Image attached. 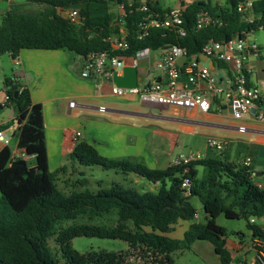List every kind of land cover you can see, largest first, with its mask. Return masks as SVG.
<instances>
[{
  "label": "trees",
  "instance_id": "obj_1",
  "mask_svg": "<svg viewBox=\"0 0 264 264\" xmlns=\"http://www.w3.org/2000/svg\"><path fill=\"white\" fill-rule=\"evenodd\" d=\"M10 7L0 21V55L8 53L17 58L21 49L65 48L77 56L90 51L110 50L105 40L117 34L122 26L128 48L113 50L112 54L132 56L137 50H156L168 45L186 49L188 54L200 56L209 40L225 42L244 32L264 28V0L253 1L258 15L252 23L242 20L236 5L240 0H226L224 4L211 0H193L183 11V36L170 30L151 28L141 39L136 24L142 12L128 0H10ZM19 1L37 3L43 9L21 13ZM123 2L126 15L120 23L110 13L93 14L91 5L99 2ZM151 11L163 13L158 0H147ZM79 7L81 24L75 25L61 16L58 9ZM222 20V25L195 27L200 11ZM6 103L16 110L18 124L17 146L29 159L11 155L10 148L0 149V264H131L136 252L151 257L154 264H172L171 252L191 248L195 241H208L220 264H228L230 253L225 247L227 230L216 223L223 215L227 219L245 218L252 237L264 241V231L249 219L264 218V188L254 181V161L249 165L231 163L218 155H208L188 165H168L163 169L129 158L105 157L85 139H77L68 159L80 165H99L124 175L143 177L156 185L154 191H139L132 186L111 182L108 187L90 191L83 173L77 184L81 191L65 193L57 187L56 171L48 168L45 144L43 109L33 103L27 86L11 77H4ZM16 92V93H15ZM197 166L202 168L198 176ZM188 167L184 172V168ZM183 178L190 182L189 191L181 187ZM99 186L101 181H98ZM197 196L204 212V222L195 218L197 210L190 202ZM114 212L113 224L74 223L56 227L59 221L75 220ZM188 221L181 238L171 236L178 222ZM55 237L61 257L51 249L49 240ZM120 239L127 243L124 250L104 248L79 253L71 246L74 237ZM149 254V256L147 255Z\"/></svg>",
  "mask_w": 264,
  "mask_h": 264
},
{
  "label": "crops",
  "instance_id": "obj_2",
  "mask_svg": "<svg viewBox=\"0 0 264 264\" xmlns=\"http://www.w3.org/2000/svg\"><path fill=\"white\" fill-rule=\"evenodd\" d=\"M10 3L7 0V10ZM248 39L258 45L257 53L250 51L252 53H247L245 58V64L250 69L249 83L264 93V28L251 32ZM161 50H151L149 56L138 60L136 68L141 78L161 75L154 66ZM9 57L11 58L10 55ZM16 60L17 63L11 58V62L18 66L16 72L10 76L4 67H0V76L2 79L10 76L14 81L27 86L32 102L42 105L49 169L51 166L65 165L63 158L72 151L77 139H85L107 157L145 160L149 167L163 169L171 164L175 156L182 154L176 150L184 145L188 137L195 142L200 137L205 140L209 136H218L229 140L228 150L232 140L237 141V152L247 145L244 148L245 153H249L257 170L255 160L264 152V123L249 122L247 130L241 133L236 127L242 122L232 118L227 108L217 111L213 106L209 111L202 112L197 109L151 105L137 98L121 104L118 97L111 95V84L108 81L82 78L80 56L65 48L21 49ZM211 61L214 74L223 85L231 87V65L217 60ZM203 63L208 65L207 61ZM5 95V86L3 80H0V126L10 137L7 146L11 155L24 153L17 146L16 110L6 103ZM71 100L75 101L73 107L68 105ZM99 107L104 110H99ZM82 116L93 117V120L84 119ZM79 126L84 130L87 128L86 133H80ZM76 132H79L77 138L74 137ZM233 134H243L245 138L231 137ZM3 147L0 143V149ZM209 153L211 152L208 150L204 151L205 156L211 155ZM28 159L30 161L32 157ZM199 167H196L197 170ZM263 170H257L261 173L254 174V181L262 188ZM130 177L138 182L139 177ZM260 220L261 223L257 224L264 231V218ZM188 224V221H182L175 226L183 225L184 231ZM250 234L248 241L241 234L234 239H225V247L231 259L240 264H247L248 258L253 254L250 249L252 233Z\"/></svg>",
  "mask_w": 264,
  "mask_h": 264
},
{
  "label": "built area",
  "instance_id": "obj_3",
  "mask_svg": "<svg viewBox=\"0 0 264 264\" xmlns=\"http://www.w3.org/2000/svg\"><path fill=\"white\" fill-rule=\"evenodd\" d=\"M254 0H240L236 5V10L246 23L254 22L258 15L253 11ZM134 0H128L127 5L132 7ZM190 4L188 0H177L174 7H170L163 13L151 11L147 0H140L136 9L142 12L136 24V35L138 39L149 34L151 28L170 30L183 36L186 32L183 26V11ZM118 16L116 23H120L122 17L126 15V5L123 2L116 3ZM58 13L69 19L75 25L81 24L79 7L68 9L60 8ZM209 25H222V20L210 15L202 10L197 14L195 27L202 29ZM261 28V27H259ZM251 32L242 33V37L218 42L209 40L203 47L201 55H205L209 60H217L229 63L232 74V86H225L214 74L207 64H204L199 56L188 54L183 47L168 45L161 48L160 56L155 61V68L161 73L158 77H146L137 81L135 87H118L112 81L115 72L120 75L124 66H135L138 60L149 56L150 49L142 48L132 56L112 54L113 50H126L128 48L127 32L120 26L117 34H111L106 41L110 44V50L90 51L80 56L81 68L80 76L85 79H101L111 84L110 93L112 96L123 97L133 96L139 101L151 105H162L173 108L197 109L202 112L209 111L213 106L217 111L227 108L232 118L241 121L236 129L239 132L247 130V123H264V93L255 85L249 83L248 74L250 69L245 64L246 54H235L234 52L246 50L257 53L258 45L248 36ZM184 56L182 65L177 63V59ZM17 63L16 58L13 59ZM7 94L5 95V101ZM70 107L75 106V101L68 102ZM99 110H104L99 107ZM79 132L74 134L78 137ZM10 137L7 136L0 126V143L7 146ZM229 144L227 139L214 136L206 138V148L213 152H223ZM28 159L24 153H16ZM205 157L204 152L192 151L187 154H178L171 160L172 165H188L193 161L201 160ZM251 157L246 156L242 163L249 165ZM188 167L184 168L186 172ZM181 187L189 191L190 182L188 178H183ZM197 217V213L195 214ZM250 223L255 222V218L249 219ZM250 249L253 254L248 258L247 264H264V241L260 237H252ZM228 264H240L237 260L231 259Z\"/></svg>",
  "mask_w": 264,
  "mask_h": 264
},
{
  "label": "rangeland",
  "instance_id": "obj_4",
  "mask_svg": "<svg viewBox=\"0 0 264 264\" xmlns=\"http://www.w3.org/2000/svg\"><path fill=\"white\" fill-rule=\"evenodd\" d=\"M189 2L193 0H188ZM215 3L224 4L226 0H211ZM20 3L17 5L19 12L21 13H34L41 9L42 6H39L37 3L31 2H24L19 1ZM159 4L163 6V8H170L174 7L177 3V0H158ZM10 7V6H9ZM91 12L93 14H103V13H110L113 15L114 18L117 20L118 10L116 4L112 1L108 2H99L91 6ZM7 11V0H0V21L4 13ZM115 20V21H116ZM0 67H4L6 71H8L7 75H13L18 66L11 62V58L7 53L0 55ZM9 76V77H10ZM0 80L2 76H0ZM136 99L133 96H123L118 97V100L121 104L128 103L127 100ZM117 99V98H116ZM152 111H157L156 109H152ZM90 116V115H89ZM84 119L93 120V117H85L82 116ZM80 133H86L87 128L85 130L82 126H79ZM218 137V136H214ZM231 137L237 138H245L243 134H233ZM221 138V137H218ZM226 139V138H222ZM92 139H90L91 141ZM228 140V139H227ZM229 141V140H228ZM232 144L230 149L228 148L219 153L213 152L208 150L209 154L218 155L223 159L231 162V163H242L243 159L246 156H249V153H245V149L247 145H244V148H240L237 152L236 145L237 141L232 140ZM200 150L202 152H206V139L204 137H200L194 142V139L188 137L184 145L177 149L176 152L187 154L192 151ZM228 150V153L225 152ZM98 151V150H97ZM99 152V151H98ZM99 154H101L99 152ZM102 155V154H101ZM227 155V156H226ZM105 156V155H103ZM107 157V156H105ZM130 159V158H129ZM133 160V159H132ZM136 160V159H135ZM264 152L263 154L255 160V165H257V170L260 171L264 169ZM31 163L33 162L32 159L30 160ZM137 161H141L146 164L145 160L138 159ZM63 163H65L66 169L64 171H59L56 174V183L57 187L65 192L69 193L71 191H81L85 187L88 188L90 191H97L99 187H108L111 182L121 183L124 186H132L139 191H154L156 188L152 182L147 181L143 177L138 178V182H135L132 177V174L124 175L122 173H118L113 169H104L99 165L93 166H84L80 165L77 161H73L68 159V157L63 158ZM61 166H51L49 169L50 171H56ZM264 171V170H263ZM80 173H83L84 176L87 178L88 183L85 187H81L77 184V180L82 177ZM202 173V168L199 167L198 176ZM98 181H101V185L99 186ZM190 202L193 207L197 210V217L195 218L199 222H204V212L202 210L201 203L197 196H192L190 198ZM116 215L114 212L106 213V214H99L97 216H87L83 218H77L75 220H63L59 221L56 227H65L70 224L76 223H92V224H113L115 222ZM216 223L223 226L227 230V238H237L238 234H241L242 238L245 241H248L251 234L250 229L247 226V220L245 218H238V219H227L223 215H219L216 218ZM261 223V220L258 219L254 222V224ZM174 231L171 234L176 238H181L183 233V225L175 226ZM55 237L53 236L49 240V246L52 250L58 253L59 257H61V253L59 250V246L55 241ZM71 246L79 253H86L87 251L93 249L97 250L99 248H104L107 250L119 251L126 249L127 243L120 240V239H107V238H98V237H83L78 236L74 237L71 240ZM149 256V254H147ZM172 258V264H219V258L213 251V246L208 241H195L191 248L185 250H175L170 254ZM131 264H154V260L151 257H144L140 252H136L134 258H130L128 260Z\"/></svg>",
  "mask_w": 264,
  "mask_h": 264
},
{
  "label": "water",
  "instance_id": "obj_5",
  "mask_svg": "<svg viewBox=\"0 0 264 264\" xmlns=\"http://www.w3.org/2000/svg\"><path fill=\"white\" fill-rule=\"evenodd\" d=\"M235 54H247V53H252L250 51L242 50L240 51H235ZM200 59L204 62H208L209 68L213 71L214 70V65L213 61L209 60L205 55H200ZM185 57L181 56L177 59V63L179 65H182L184 62ZM141 80V77L138 75L137 68L135 66H124L122 68V72L120 75H117L115 72L112 75V81L113 83L118 86V87H135L137 84V81ZM16 93V92H15ZM261 172H256L255 175L259 174Z\"/></svg>",
  "mask_w": 264,
  "mask_h": 264
}]
</instances>
